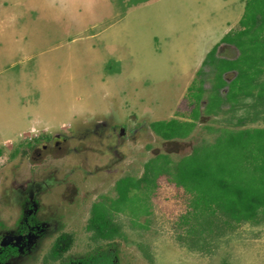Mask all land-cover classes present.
<instances>
[{
    "label": "rangeland",
    "instance_id": "1",
    "mask_svg": "<svg viewBox=\"0 0 264 264\" xmlns=\"http://www.w3.org/2000/svg\"><path fill=\"white\" fill-rule=\"evenodd\" d=\"M34 1L25 0L27 5ZM142 1L112 0L110 18L127 16L126 22L111 31L108 43L90 44L96 48L91 51L87 43L70 41L98 27L77 22L65 26L66 20H54L50 1L48 7L43 0L42 9L28 12L0 0V20L10 13L17 16L13 27L0 21L2 218L12 225L22 213L34 212L42 228L50 225L73 233L71 251L83 254L93 245L86 230L91 207L101 202L119 227L121 235L112 241L123 264H264V217L230 223L222 222L225 216L220 213L214 219L201 217L194 205L206 200L196 196V186L186 190L169 176L180 158L203 144L212 148L221 133L264 129V96H255L258 89L253 96H241L240 91L237 102L225 100L218 108L220 98L212 90L214 67L202 64L220 41L218 24L226 12L232 11L228 22L238 21L236 27H227L234 35L241 29L245 4L248 23L260 2L225 0L222 13L214 9L209 19L204 6L208 0H183L186 8L176 0L164 1L168 9L158 13ZM2 5L10 9L3 11ZM184 13L193 25L187 20L189 27H180ZM175 17L180 21L175 23ZM23 29L25 41L16 37ZM251 36L246 37V50ZM239 53L234 45L221 43L215 56L225 58L230 68ZM238 62L247 68L248 61ZM236 71L223 77L229 82ZM257 81L264 82V66ZM198 87L202 97L196 103ZM228 87L220 89V97ZM170 119L194 125L187 136L172 139L157 135L149 125ZM260 142L264 147V139ZM255 150L253 141L241 152ZM262 153L258 151L260 157ZM152 160L165 171L149 188H131L117 209L116 182L140 179L145 163ZM247 163L237 162L232 180L237 175L246 186H264V168L254 170V164ZM209 219L212 230L204 231Z\"/></svg>",
    "mask_w": 264,
    "mask_h": 264
},
{
    "label": "trees",
    "instance_id": "2",
    "mask_svg": "<svg viewBox=\"0 0 264 264\" xmlns=\"http://www.w3.org/2000/svg\"><path fill=\"white\" fill-rule=\"evenodd\" d=\"M259 2L260 5L256 8L255 14L248 23L244 19L247 8V3L245 4L243 16L239 20L241 29L235 31L234 35H232V32L226 33L207 52L206 57L202 61V64L208 63L214 67L215 81L212 85V90H215L218 94L217 96L220 98L218 108L225 100L237 102L240 98V91L242 92L241 96H253L254 90L258 89L256 95H254L259 99L264 96V82L257 81L264 66V0H259ZM251 34H253L249 38L251 46L246 50L245 40ZM221 43L232 44L239 49L240 53L234 59L236 66L233 63L230 65V68H227L224 64L227 60L215 56L217 45ZM241 60L248 61L247 68L241 67L239 62L236 63ZM254 67H256L254 72L249 74L248 72ZM233 69H237L236 75L227 82L223 75ZM242 84L243 86H241ZM227 85L229 87L225 96L220 97V89ZM193 96L196 103H198L202 97V88L198 87V91ZM197 116L193 113V118H197ZM149 125L157 135L164 139H172L187 136L194 123L170 119L167 121H153ZM258 139L259 142L264 139V129L262 128L255 127L252 129L228 131L225 134L221 133L215 139L212 148L205 146L207 144L200 145L194 148L191 154L180 158L175 163L173 172L168 173L170 179L176 184L184 186L189 191L195 185L196 196L201 200H206V203H203L202 206L194 205L195 210L200 213L199 216L214 219L215 217H219L217 213H220L225 216V219L222 220L224 223H230L231 221L254 222L260 216L264 217V186L261 182L257 186H246L244 182L237 181L240 179L239 177L237 178V175L235 180H232L230 176L231 169L238 166L237 162L239 166L244 161H247V164L251 162L252 165L254 164V170L264 168V165L261 163L264 157H260L258 154V151L262 150V154L264 155V147L262 142H260V148H258ZM253 141L256 150L246 155L243 154L241 149H244L247 143ZM216 146L217 150H214ZM154 161L145 163V170L140 179L135 181L130 177H124L116 182L118 198L114 204L117 205V209H119L117 202L126 200L131 188H140L141 186L145 189L149 188L150 184H154V179L165 171H163V165L160 166ZM111 216L112 214L108 212L107 205L95 202L91 207V216L87 228L95 230V237L111 238L119 229L117 224L113 223ZM210 219L209 225L205 224L202 226L204 231L207 229L209 231L212 230Z\"/></svg>",
    "mask_w": 264,
    "mask_h": 264
},
{
    "label": "flooded vegetation",
    "instance_id": "3",
    "mask_svg": "<svg viewBox=\"0 0 264 264\" xmlns=\"http://www.w3.org/2000/svg\"><path fill=\"white\" fill-rule=\"evenodd\" d=\"M54 144H58V141L55 140ZM2 213L0 264H123L118 248L112 241L121 235L119 229L111 238H104L95 237V230L86 228L91 232L93 245L83 254H78L71 251L74 245L73 233L58 231L50 225L42 228V222L35 217L34 212L22 213L13 220L12 225H8Z\"/></svg>",
    "mask_w": 264,
    "mask_h": 264
},
{
    "label": "crops",
    "instance_id": "4",
    "mask_svg": "<svg viewBox=\"0 0 264 264\" xmlns=\"http://www.w3.org/2000/svg\"><path fill=\"white\" fill-rule=\"evenodd\" d=\"M2 1H5L4 3L12 2L15 6L23 7L24 10H27L28 12H30V11L32 12L34 9L40 10L43 7V4H42L43 0H38L40 5L36 3L37 0H35L33 3H31L29 5L26 4L25 0H2ZM45 1H46L44 3L45 7H48L49 1H50L49 9H50V12L51 13L53 12L55 15L54 20H58V19H61L64 21L66 20L63 23V24H65V26L70 27L71 24H74L73 26H75L77 24H75L74 22H77L80 24V27H89L90 26L91 29H95V30H96V27L99 28L98 31H96L94 33H91L90 28H88L87 32H81L79 34H76L75 36L72 37V40L70 41V43L73 42L74 40H75V43H87V48L91 51H95L96 48L90 47V44H92V43L94 44L96 41L100 42V43L102 41L108 43V41L105 40V38H110V35L112 34L111 31H114L115 28L123 27V24L126 22V18H127V16H125L123 18L122 17L110 18L111 11L113 9V8H111L112 4H113L112 0H45ZM164 1L166 2L168 0H145L142 2H144L145 4H148L149 6L154 5L155 12L158 13V12H165L168 9V7L165 6ZM176 1H177L178 5L183 4L184 7L186 8L187 5L183 0H176ZM208 1H209V4L206 3V4H204V6H206L205 7L206 12H207L206 14L209 15L207 17L209 19H212L211 14L213 15L214 9L216 11H218L219 13H222L223 6H224L223 1H225V0H216V2H213V4H211V0H208ZM113 6H115V4ZM212 6H213V8H212ZM2 7H3V11L10 9L9 6L2 5ZM175 8H178V6L171 7L170 11L176 10ZM227 12L225 14L226 18L224 17L223 21L220 24H218V21H216L217 24L220 25L218 27L217 31H219L222 34L217 39L218 41L227 33V27H229L230 25L231 26L233 25V27L234 26L236 27V25L238 23V21H235L234 19L232 20V22H228L230 17H231L232 11H227ZM183 16L184 17L181 19L182 25H180V27H184V26L189 27V25L186 24L187 20H190L189 24L193 25L192 17H191V19H188L187 16H185V13L183 14ZM16 18H17L16 14L10 13L8 16L4 17L0 21H3L5 24H7V22H9L10 25H8L7 27H13L16 25L15 24ZM193 20H194V18H193ZM173 21H175V23H177L180 20H179V18L177 19V17H175V19H173ZM217 24H216V26H218ZM176 27H177V24H175L174 29H179ZM6 32L2 36H4L6 34ZM120 33H121V31H120ZM16 37L25 41V39L27 37V33L25 32V29H23V31H21V32L19 31V33ZM214 39H216V38H214ZM96 47H98V46H96Z\"/></svg>",
    "mask_w": 264,
    "mask_h": 264
},
{
    "label": "water",
    "instance_id": "5",
    "mask_svg": "<svg viewBox=\"0 0 264 264\" xmlns=\"http://www.w3.org/2000/svg\"><path fill=\"white\" fill-rule=\"evenodd\" d=\"M122 130V129H121ZM120 132H122V131H120Z\"/></svg>",
    "mask_w": 264,
    "mask_h": 264
}]
</instances>
